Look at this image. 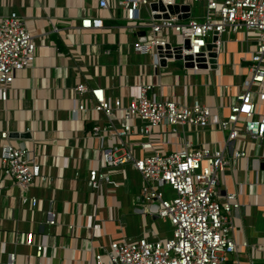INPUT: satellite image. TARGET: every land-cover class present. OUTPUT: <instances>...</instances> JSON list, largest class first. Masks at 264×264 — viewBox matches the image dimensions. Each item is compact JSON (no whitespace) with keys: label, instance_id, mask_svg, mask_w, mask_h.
<instances>
[{"label":"crops","instance_id":"obj_1","mask_svg":"<svg viewBox=\"0 0 264 264\" xmlns=\"http://www.w3.org/2000/svg\"><path fill=\"white\" fill-rule=\"evenodd\" d=\"M115 1L107 0L108 7L100 9L98 0H0V16L16 12L35 42L30 66L15 73L6 98L0 100V130L31 148L45 178L28 190L39 200L36 208H29L18 204L16 185L0 171V264H8L12 253L19 263L31 252L17 243L19 232L35 242L45 235V257L40 261L48 259V264H86L99 244L159 232L147 220L149 214L133 210L141 198V175L128 162L103 165V154L111 153V147L107 143L100 147L97 139L88 136L92 122L99 119L97 123L105 125L104 118L92 110L71 115L76 83L100 85L106 97L123 96L126 102L143 81L152 84V91L159 96L187 105L196 101L223 116L241 90L245 59L253 48L252 36L222 34L224 50L216 55L214 68L193 70L184 68L180 61L177 66L168 63L154 68L149 56L131 49L138 40L136 32L146 29L124 20ZM189 1L174 0V4H188L189 16H200L201 6L193 15L194 4ZM91 16L102 19L101 29L80 27V19ZM24 132L29 138L10 136ZM176 132L170 134L166 127L155 126L152 136L157 140L152 148L177 149L181 128ZM185 134L194 144L203 141L218 148L224 138L213 127L190 128ZM122 140L125 146L114 151L116 156L128 149L133 157L151 152L140 149L144 137L138 134ZM260 152L257 146L250 149L247 160H240L238 168L224 170L217 184L219 197L238 191L239 208L232 214L234 239L247 241L246 247L239 246V258L245 262L251 257L254 264H264V161L257 157ZM88 168L106 172L116 186L104 185L98 192L88 190L84 181ZM129 200L134 215L131 225L126 211ZM47 210L56 214V224L49 228L44 224ZM130 226L133 229L126 231Z\"/></svg>","mask_w":264,"mask_h":264},{"label":"built area","instance_id":"obj_2","mask_svg":"<svg viewBox=\"0 0 264 264\" xmlns=\"http://www.w3.org/2000/svg\"><path fill=\"white\" fill-rule=\"evenodd\" d=\"M158 1L164 7L174 4V0L115 1L124 20L146 29L144 40H136L131 46L134 53L149 56L151 65L158 68L161 58L165 64L174 62L172 48L187 39L189 47L182 49L181 55L190 54L195 64L196 57L207 61L210 50L216 55L224 50L222 34L242 32L253 37V48L245 59L246 76L225 116L196 101L187 105L159 96L152 91V84L143 81L126 102L123 96L106 97L100 85L78 82L72 87L71 115L92 110L106 121L105 125L98 124L99 119L93 121L88 134L99 141L100 147L107 143L112 149L103 154V165L128 162L143 180L139 193L144 213L149 214L147 206L154 203L157 218H165L170 226L169 235L146 232L99 244V250L92 252L86 264H254L251 257L245 262L239 258V246L246 247L247 241L238 243L234 239L232 214L239 208L238 191L219 197L217 184L224 170L238 168L240 160H247L248 151L256 146L261 150L258 159L264 161V0H190V4L201 6L200 16L179 19L176 13L154 19V14L162 12L150 10L149 5ZM97 5L105 9L109 4L98 0ZM80 27L101 29L102 19L82 17ZM208 43L212 44L210 50L206 48ZM34 54L35 42L24 20L14 11L0 16V100L6 98L15 73L29 67ZM191 69L197 68L193 65ZM155 126L166 127L170 134L181 128L177 149L152 148L157 140L152 136ZM206 127L223 134L220 148L206 146L203 141L194 144L185 134L190 128ZM129 134L144 137L140 149L151 152L133 157L128 149L116 156L114 151L125 146L122 138ZM0 171L16 185L18 204L36 208L39 200L28 190L45 178L31 148L9 139L6 130H0ZM84 181L86 188L94 192L104 185L116 186L106 172L97 168H88ZM44 214L46 228L53 227L55 212L47 210ZM17 243L31 252L19 263L10 254L8 264H48V259L40 261L45 257V235L35 242L30 235L19 232Z\"/></svg>","mask_w":264,"mask_h":264},{"label":"water","instance_id":"obj_3","mask_svg":"<svg viewBox=\"0 0 264 264\" xmlns=\"http://www.w3.org/2000/svg\"><path fill=\"white\" fill-rule=\"evenodd\" d=\"M150 10H157V11H161V14H154L153 18L154 19H159V18H167L168 15H172V14H177V17L179 19H186L189 17V5L188 4H173V5H167L166 7H164L162 5V3L160 1L158 2H153L149 5ZM166 10V12H165ZM136 35L138 36V40L143 41L144 40V31H138L136 32ZM215 40V36L211 37V41ZM188 40L184 39L182 41V45L181 46H174L172 48V56L173 59L175 61H180L183 65L184 68H192L193 65L196 68H214L215 66V58H216V54L215 52H213L212 50H210L212 48V44L208 43L207 44V50H210V52L207 53V61H205V59L203 57H196L194 59L195 64H193L192 62V56L190 54H184L181 55V50H186L188 49ZM165 48H168V44H166ZM159 49V47H158ZM159 55L161 56L162 53L160 52V50H158ZM167 54L169 55V52H167ZM159 65L160 66H165V61L164 59H160L159 60ZM208 65V66H207ZM10 136L12 137H17L19 136L20 138H29V133L24 132L21 133L19 135H17L16 133L14 134H10ZM264 166V165H263ZM143 203V199L140 198L139 201H136V205L134 207V211L135 212H140V213H144V208L140 205ZM157 209L156 204L152 203L150 205L147 206V212L150 214V217L152 220L157 218V215L155 214Z\"/></svg>","mask_w":264,"mask_h":264},{"label":"rangeland","instance_id":"obj_4","mask_svg":"<svg viewBox=\"0 0 264 264\" xmlns=\"http://www.w3.org/2000/svg\"><path fill=\"white\" fill-rule=\"evenodd\" d=\"M197 6L198 4H194V6L192 7V14L193 15H197L198 14V11H197ZM172 64L169 63L170 67L172 66H177V64L179 63V61H175L174 63L171 62ZM127 211V215H128V219H129V225H131L133 222V213H132V205L130 204V200H129V206H128V209H126ZM147 220L148 221H151V224L155 225V228L159 231V234H164V235H169L170 233V226L167 222V220L165 218H156L154 220L151 219L150 216H146ZM133 229V226H130V227H127V230H131ZM228 257L230 258V255H228Z\"/></svg>","mask_w":264,"mask_h":264}]
</instances>
